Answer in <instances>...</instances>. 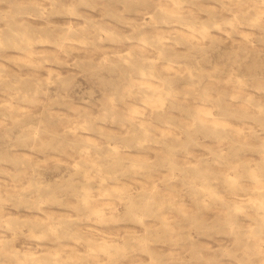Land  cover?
I'll return each mask as SVG.
<instances>
[{"label":"clouds","instance_id":"obj_1","mask_svg":"<svg viewBox=\"0 0 264 264\" xmlns=\"http://www.w3.org/2000/svg\"><path fill=\"white\" fill-rule=\"evenodd\" d=\"M0 264H264V0H0Z\"/></svg>","mask_w":264,"mask_h":264}]
</instances>
